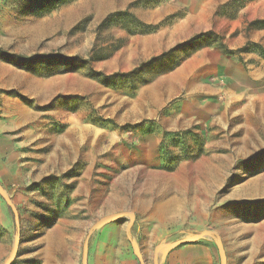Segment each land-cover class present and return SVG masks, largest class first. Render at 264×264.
Instances as JSON below:
<instances>
[{
  "label": "rangeland",
  "instance_id": "rangeland-1",
  "mask_svg": "<svg viewBox=\"0 0 264 264\" xmlns=\"http://www.w3.org/2000/svg\"><path fill=\"white\" fill-rule=\"evenodd\" d=\"M250 1L0 0L4 53L92 60L0 58V264H264V76H236L264 72L237 45Z\"/></svg>",
  "mask_w": 264,
  "mask_h": 264
},
{
  "label": "trees",
  "instance_id": "trees-1",
  "mask_svg": "<svg viewBox=\"0 0 264 264\" xmlns=\"http://www.w3.org/2000/svg\"><path fill=\"white\" fill-rule=\"evenodd\" d=\"M18 1L22 2L23 13L42 15L49 13L64 4L72 2L73 0H18ZM251 24L253 28H264V19H255L254 21L251 22ZM157 27H158L157 25H151L148 32L155 30ZM205 35L206 34L203 33L199 34L196 38H193L191 42L200 37H204ZM254 45L258 49H260L262 54L264 53V48H259L260 46L258 44H254ZM248 50L250 49L246 47L243 48L241 51H248ZM172 51L173 48L160 55L153 56L146 63L152 64L155 62H159L160 60L168 56ZM0 58H2L4 61L18 68L25 69L27 71H36L39 65L53 63V62L65 65L66 69L70 71L78 66H86L92 61L91 59H84L79 56H66L60 53L30 56V55H22V54H7L4 53L2 50H0ZM136 70H139V68H137ZM134 72L136 71L134 70L130 73H134ZM92 73L93 75L98 77V79H101L104 82H108V81L111 82L114 81L117 77H122V76H117V75H122L119 73L106 75L103 74L102 72L95 70H92Z\"/></svg>",
  "mask_w": 264,
  "mask_h": 264
},
{
  "label": "crops",
  "instance_id": "crops-1",
  "mask_svg": "<svg viewBox=\"0 0 264 264\" xmlns=\"http://www.w3.org/2000/svg\"><path fill=\"white\" fill-rule=\"evenodd\" d=\"M217 3H227L230 0H216ZM239 18H242L243 25L247 23L246 20H255V19H264V0H251L249 3L243 4V7L239 9ZM244 26L242 28V31L240 35L237 38V45L238 47H241L245 45L248 41H251L252 43L258 44L259 46L264 48V28H253L249 31L244 30ZM253 53H241L243 57H245V60L251 57H254L252 55ZM253 61V60H252ZM248 65L247 67H249ZM236 76H264V72H257L256 71H244V74H239ZM55 160H52L50 166L48 164H39L37 166L38 171L36 172L37 178L35 180H38V178H41L44 175L50 174L52 171V163ZM44 164V166H43ZM49 169V172H48ZM48 172V173H47Z\"/></svg>",
  "mask_w": 264,
  "mask_h": 264
},
{
  "label": "bare ground",
  "instance_id": "bare-ground-1",
  "mask_svg": "<svg viewBox=\"0 0 264 264\" xmlns=\"http://www.w3.org/2000/svg\"><path fill=\"white\" fill-rule=\"evenodd\" d=\"M165 246V245H164ZM170 246L167 247H163V249L160 250V254L164 255L166 250L169 248Z\"/></svg>",
  "mask_w": 264,
  "mask_h": 264
},
{
  "label": "water",
  "instance_id": "water-1",
  "mask_svg": "<svg viewBox=\"0 0 264 264\" xmlns=\"http://www.w3.org/2000/svg\"><path fill=\"white\" fill-rule=\"evenodd\" d=\"M86 245H87V241H86V244H85V248H86Z\"/></svg>",
  "mask_w": 264,
  "mask_h": 264
}]
</instances>
